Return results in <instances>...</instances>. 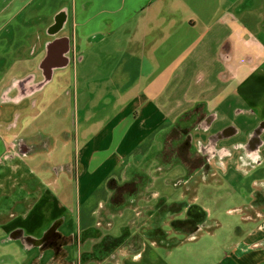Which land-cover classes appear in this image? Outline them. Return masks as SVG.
<instances>
[{
	"label": "crops",
	"instance_id": "1",
	"mask_svg": "<svg viewBox=\"0 0 264 264\" xmlns=\"http://www.w3.org/2000/svg\"><path fill=\"white\" fill-rule=\"evenodd\" d=\"M73 261L264 264V0H0V264Z\"/></svg>",
	"mask_w": 264,
	"mask_h": 264
},
{
	"label": "rangeland",
	"instance_id": "2",
	"mask_svg": "<svg viewBox=\"0 0 264 264\" xmlns=\"http://www.w3.org/2000/svg\"><path fill=\"white\" fill-rule=\"evenodd\" d=\"M56 57L58 58V56H57V54L56 53H51V55H50V57H49V61L50 60H53L54 59V61H55V59H56ZM72 113V110H71V108H70V113H69V117H68V119L66 120V124L68 125V126H72V123H73V120H74V116H71L70 114ZM177 131H179V130H175V132H173V133H171V139H173L174 138V140H175V142H177V141H179V139H182L181 138V132H179V133H177ZM175 145H177V144H175ZM184 147V148H183ZM178 150H180V151H183V152H185V156H186V159H188V157H189V155H190V153L189 152H186V151H188V150H186V148H185V145L184 146H180V147H177L176 146V149L175 148H172V150H167L166 149V153H165V157H167L168 158V162H170V164H169V166L170 167H173V166H175V164L174 165H171V162H172V156L174 155V154H176V153H178ZM185 150V151H184ZM189 153V154H188ZM182 155V154H181ZM155 162V161H154ZM154 162H150L149 163V165H151L152 163H154ZM199 163H200V160H199V158H195L193 161H192V168H194L195 166H198L199 165ZM160 164V163H159ZM198 164V165H197ZM163 165V164H162ZM162 165H160L161 167H163ZM157 166V165H156ZM177 170H179V171H169L167 174H169V176H166V177H169V178H171V179H173V177H179L180 175H183L184 174V170L182 169V168H177ZM164 176H162L161 175V177H159V178H163ZM162 183H163V181H160V184H159V186L161 187L160 188V193H165L168 197H169V202H173V201H175V200H177L179 197H180V194H181V192H182V190H183V187H175L174 185H169V184H166L165 186L163 185L162 186ZM139 187V185H131V186H128V187H132V188H136V187ZM128 187H124L125 189L124 190H116L115 191V195L113 196V202H120V201H122V200H124L125 198L127 199V193H129L128 192V190H127V188ZM131 192V191H130ZM120 193V194H119ZM167 197V198H168ZM159 202V200H155V203H158ZM67 209V211H64L63 213H62V219H64V220H66V221H68L70 224H74V225H76V223H77V219H78V211L74 208V205L73 204H71V205H69V203H68V205L66 206V208H65V210ZM82 217H83V219H86V215H85V213L83 212L82 213ZM92 218V217H91ZM98 220V217L96 216V217H93V221L94 222H96ZM127 221V218H120V217H118V218H116V220H115V227H114V229H115V232H116V234H118V235H121L122 233V228H121V225H123V224H125V222ZM192 225H193V221H192ZM65 230H67V228H65ZM65 230H63V231H65ZM68 231V230H67ZM70 245H72L71 243H69ZM70 252H71V254H72V256L74 255V256H76V250H74V249H72L71 247H70ZM76 260V259H75ZM74 262V264H78V261H73Z\"/></svg>",
	"mask_w": 264,
	"mask_h": 264
},
{
	"label": "trees",
	"instance_id": "3",
	"mask_svg": "<svg viewBox=\"0 0 264 264\" xmlns=\"http://www.w3.org/2000/svg\"><path fill=\"white\" fill-rule=\"evenodd\" d=\"M180 134V133H179ZM182 146H184V143L181 145V147ZM186 150H188L187 148H186ZM186 152H188V151H186ZM189 154V153H188ZM192 157L193 159H192V161L195 159V157L193 156V155H189V157ZM131 185H135V183H130V184H126V185H118V184H116L115 182H111L110 183V188H111V190L115 193V191L116 190H124L125 188L124 187H128V186H131ZM129 189V190H128ZM135 189V187L134 188H132V187H128L127 188V190H128V192H130V191H132V190H134ZM120 194V193H119ZM115 195V194H114ZM113 195V196H114Z\"/></svg>",
	"mask_w": 264,
	"mask_h": 264
},
{
	"label": "clouds",
	"instance_id": "4",
	"mask_svg": "<svg viewBox=\"0 0 264 264\" xmlns=\"http://www.w3.org/2000/svg\"><path fill=\"white\" fill-rule=\"evenodd\" d=\"M135 259H139V257H135Z\"/></svg>",
	"mask_w": 264,
	"mask_h": 264
}]
</instances>
